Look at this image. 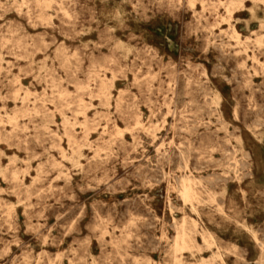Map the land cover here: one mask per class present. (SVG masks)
Wrapping results in <instances>:
<instances>
[{
    "label": "rangeland",
    "instance_id": "rangeland-1",
    "mask_svg": "<svg viewBox=\"0 0 264 264\" xmlns=\"http://www.w3.org/2000/svg\"><path fill=\"white\" fill-rule=\"evenodd\" d=\"M226 1L0 0V264H264V2Z\"/></svg>",
    "mask_w": 264,
    "mask_h": 264
},
{
    "label": "bare ground",
    "instance_id": "bare-ground-1",
    "mask_svg": "<svg viewBox=\"0 0 264 264\" xmlns=\"http://www.w3.org/2000/svg\"><path fill=\"white\" fill-rule=\"evenodd\" d=\"M259 1H262L264 2V0H259ZM190 4L193 6L194 5V2L193 1H190ZM242 5H243V0H227L226 3L224 4V9H225V12H226V21H231V19L233 20V13L235 11H238V10H241L242 8ZM230 25V30H231V38L237 43H241L242 42V36L240 33H238L236 30H235V25L233 24H229ZM256 42L258 44H261L263 42V36H260L256 39ZM253 59H256V58H253ZM259 60V59H258ZM99 75V74H98ZM101 89H104V84H102V87ZM99 99V98H98ZM64 106V105H63ZM62 106V107H63ZM69 106V105H68ZM75 106V105H74ZM84 107V105H83ZM28 111V110H27ZM35 111V110H34ZM33 111V113H34ZM48 112V111H47ZM15 115V114H14ZM13 116H10L9 119L10 120H13L15 117ZM95 116V115H94ZM55 117V116H54ZM63 118V117H62ZM133 118V117H132ZM130 118V119H132ZM139 118V117H138ZM61 120V119H60ZM136 120V119H135ZM76 121V120H75ZM212 122V121H211ZM137 123H139L137 121ZM60 124V122H59ZM78 125V124H77ZM80 125V124H79ZM217 126V125H216ZM45 127V126H44ZM117 129H118V132L119 133H122V128L118 127L116 125ZM117 137V136H116ZM59 142V141H58ZM231 144V143H230ZM75 145V144H74ZM70 146V145H69ZM183 159V158H182ZM29 161V160H28ZM55 162V161H54ZM57 162V161H56ZM55 162V164H56ZM25 163V162H24ZM36 165V164H35ZM41 166V165H40ZM201 166V165H200ZM50 167V166H49ZM52 167V166H51ZM50 167V168H51ZM54 167V166H53ZM13 172V171H12ZM11 172V173H12ZM164 172V171H163ZM175 173V172H174ZM126 174V173H125ZM14 175V174H13ZM202 175V174H201ZM210 175V174H209ZM29 176V175H28ZM55 177V176H54ZM57 178V177H56ZM125 178V177H124ZM181 178V177H180ZM101 179V178H100ZM99 179V180H100ZM157 179V178H156ZM225 179V178H223ZM12 180V179H11ZM38 180V179H37ZM103 180V179H102ZM226 180V179H225ZM38 183V182H37ZM107 183V182H106ZM182 187H181V196L184 200H188L190 198H192L194 196V190L192 189L191 185H190V177H183L182 178ZM99 184V183H98ZM176 184V183H175ZM89 186V185H88ZM106 187V186H105ZM28 188V187H27ZM39 192V191H38ZM27 193V192H26ZM17 203V202H16ZM216 203V201H215ZM92 206V205H91ZM23 207V205H22ZM170 207V206H169ZM82 208V207H81ZM172 211V210H171ZM177 211V210H176ZM5 223V222H4ZM198 223V222H197ZM169 226V225H168ZM205 227V226H204ZM31 228V227H30ZM171 228V227H170ZM202 229V228H201ZM103 231V230H102ZM36 233V232H35ZM38 233V232H37ZM209 234V233H208ZM39 235V234H38ZM37 235V236H38ZM110 235V234H109ZM210 235V234H209ZM47 236V235H46ZM203 239H205V236H202ZM214 238V237H213ZM193 239L190 231H187L186 229L184 228H180V230L177 232V235L175 237V241H174V246H175V249H179V248H184L186 246L189 245V242ZM214 240V239H213ZM212 240V241H213ZM86 242V241H85ZM215 244V243H214ZM173 252V251H172ZM164 254V253H163ZM176 261L178 263H180V259H178L177 257L175 258ZM22 260V259H21ZM54 261V260H53ZM224 262V261H223ZM214 264V261H213V257L211 259H208L206 257H202V260L198 263V264Z\"/></svg>",
    "mask_w": 264,
    "mask_h": 264
},
{
    "label": "crops",
    "instance_id": "crops-1",
    "mask_svg": "<svg viewBox=\"0 0 264 264\" xmlns=\"http://www.w3.org/2000/svg\"><path fill=\"white\" fill-rule=\"evenodd\" d=\"M238 11H243V9H241V10H238ZM237 11H235L234 13H233V18L235 17V13H236ZM235 30L238 32V33H240L236 28H235ZM241 34V33H240Z\"/></svg>",
    "mask_w": 264,
    "mask_h": 264
}]
</instances>
